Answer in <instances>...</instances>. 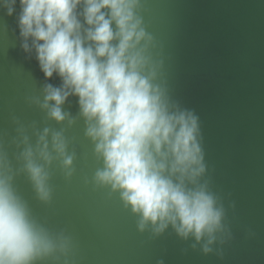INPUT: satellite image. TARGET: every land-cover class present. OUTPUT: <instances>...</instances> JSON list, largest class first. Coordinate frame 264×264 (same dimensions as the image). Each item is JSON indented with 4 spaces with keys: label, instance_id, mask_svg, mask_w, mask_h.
I'll return each mask as SVG.
<instances>
[{
    "label": "water",
    "instance_id": "95a60500",
    "mask_svg": "<svg viewBox=\"0 0 264 264\" xmlns=\"http://www.w3.org/2000/svg\"><path fill=\"white\" fill-rule=\"evenodd\" d=\"M83 8L76 12L86 28ZM20 10L18 0L11 16L0 7V175L53 242L32 264H264V0H138L133 8L145 32L136 48L147 60L143 74L169 113L197 119L204 171L184 185L211 194L222 210L211 244L181 237L171 223L140 229L120 192L95 181L104 162L86 134L94 121L73 95L61 106L63 121L48 116L45 86L62 81L45 79L31 38L19 34ZM45 129L47 162L39 155ZM53 133L73 157L70 168L52 148ZM29 149L48 175L47 201L27 171Z\"/></svg>",
    "mask_w": 264,
    "mask_h": 264
},
{
    "label": "clouds",
    "instance_id": "9594fccd",
    "mask_svg": "<svg viewBox=\"0 0 264 264\" xmlns=\"http://www.w3.org/2000/svg\"><path fill=\"white\" fill-rule=\"evenodd\" d=\"M18 2L20 36L25 41L31 38L45 79L55 73L62 81L59 88L45 86L42 107L51 119L63 121L61 106L73 95L81 115L94 121L86 134L96 141L95 150L104 162L95 181L120 192L124 204L139 214L140 229L158 223L160 232L171 223L181 237L191 234L199 241L207 236L211 244L222 210L215 207L211 194L184 185L185 179L192 181L204 171L197 119L191 113H169L160 91L143 74L147 60L136 48L145 32L133 12L138 0ZM16 3L3 0L0 7L11 16ZM81 3L86 28L76 12ZM22 48L29 50L26 42ZM47 135L45 129L39 138V155L46 162ZM52 148L64 168H70L73 157L65 154L60 133H53ZM24 155L37 195L47 201L48 175L32 161L30 149ZM53 247L11 190L8 178L0 175V264H32Z\"/></svg>",
    "mask_w": 264,
    "mask_h": 264
}]
</instances>
